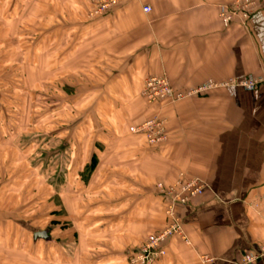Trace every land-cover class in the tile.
<instances>
[{"label":"crops","instance_id":"1","mask_svg":"<svg viewBox=\"0 0 264 264\" xmlns=\"http://www.w3.org/2000/svg\"><path fill=\"white\" fill-rule=\"evenodd\" d=\"M238 1L127 0L91 18L89 0H0V26L33 10L35 42L42 50L50 49L45 34L59 49L67 31L74 55L53 65L66 64L61 75L83 81L84 96L101 100L99 117L90 109L84 124L89 150L83 164L97 158L92 186L85 190L102 198L80 206L98 210L87 224L105 232L99 239L72 232L79 206L72 182L83 170L77 175L75 169H58L55 178L63 173L69 179V193L65 199L52 184L62 202L52 210L55 224L48 229L19 217L15 191L0 200V264H75V236L86 241L83 264H93L96 253L104 264H130V252L166 224L167 200L156 194V183L172 184L180 173L201 179L206 191L178 207L186 240L169 239L166 254L153 264H203L202 255L213 258L209 264H243L246 253L264 244V82L248 91L234 85L162 102L156 113L166 119L169 138L158 147L129 131L154 112L141 95L148 76H167L181 90L209 79H264V0H257L248 19L240 13L225 25L219 8ZM77 142L70 138L62 145L73 165ZM124 192L130 196L120 198ZM110 194L119 199L114 203ZM113 208L115 214L109 212ZM43 230L48 238L34 237ZM252 264H264V257Z\"/></svg>","mask_w":264,"mask_h":264},{"label":"rangeland","instance_id":"2","mask_svg":"<svg viewBox=\"0 0 264 264\" xmlns=\"http://www.w3.org/2000/svg\"><path fill=\"white\" fill-rule=\"evenodd\" d=\"M89 1L91 3V0ZM16 4L18 5V3ZM120 4L121 2L118 5ZM32 12L33 10H29L28 13L23 12L20 17L18 15L14 16V14L11 19L5 21L4 25H1L4 28L0 26V200L7 197V190L8 193L15 191L20 200L19 217L32 219V223L38 221L44 229H48V227L55 224L52 223V210H55L57 203L62 202V198L54 196L55 192L51 187L52 184L55 186L58 184L61 187V193L65 199L69 193V179L61 173V178L57 180L55 178L56 171L58 169L61 172L64 169L66 171L75 169L78 175V172L83 170L80 176L73 179L72 182L76 190L72 194H76L77 200H79L77 201L79 206L75 212L76 225L73 226L72 232L90 235L92 236L91 239L94 237L93 235H97L95 237L99 239L98 234L105 233L102 232L103 229L88 225L96 217L98 210L86 212L80 205H84L88 199L95 200L97 198L100 201L102 198L95 192L96 190L92 192L93 194L85 190L86 187L91 185V175L93 173L87 179H85L86 176H83L85 169L83 159L88 155L87 151L89 150V147L84 145V137L86 136L84 124L89 121V110L97 111L100 99L84 96L82 91L83 81L74 83L68 75H61L63 72H67L69 68L66 64L53 65L57 60L62 63L69 56L74 55V50L69 48L71 42L68 41H71V36L67 34V31L61 34L59 49L52 48L50 33L42 37L50 49L42 50L36 46L37 41L35 42V38H37V35L33 30L36 27V20L35 16L31 14ZM76 52H78V49ZM53 56L54 58H52ZM76 68L81 67L77 66ZM57 73H60V77L55 79ZM96 113L95 116L98 118L99 114ZM156 115L158 114H154V116ZM159 116L164 118L162 115ZM132 126H129L131 133ZM167 133L169 134V131ZM70 138L78 141L75 148L78 160L76 165H73L68 157L67 146H65L66 148L62 146L63 143L67 144V140ZM167 140L154 145L148 144L158 147ZM181 175L186 180L195 178L180 173L172 184ZM172 184L163 181L156 183V194L167 200L164 209L166 224L157 232H152L149 235H161L171 224L172 218L169 216L168 211L169 199L163 190ZM99 185L93 187L98 188ZM205 191L206 188L199 197H202ZM129 196L124 192L120 195V198ZM110 197L114 203L119 199V196L116 197L112 194H110ZM123 202H127L129 205L131 200L127 199ZM124 203L121 205H124ZM178 207L179 205L177 209ZM109 212L115 214L116 210L113 208ZM86 224L87 227H85ZM62 228L64 227L60 229ZM181 229L182 233L177 232L172 237L167 238L165 243L176 236L186 240L183 224ZM62 232L64 231L61 230ZM149 235L136 248L137 251L145 244ZM75 237L76 240L73 243L74 249L77 250L75 264H83L82 255L87 246L86 241L84 244V237ZM161 246L164 248L163 245ZM135 253L133 254L131 251L128 256L130 264H133L131 260ZM94 255L91 261L93 264H104L98 253ZM105 262L115 264V259H106Z\"/></svg>","mask_w":264,"mask_h":264},{"label":"built area","instance_id":"3","mask_svg":"<svg viewBox=\"0 0 264 264\" xmlns=\"http://www.w3.org/2000/svg\"><path fill=\"white\" fill-rule=\"evenodd\" d=\"M127 0H91L93 5L92 10L89 13L91 18L97 17L105 12L116 7L120 2L123 3ZM257 6V0H241L238 1L233 7L221 6L219 16L225 25H229L237 15L240 13L244 18L248 19ZM143 10L148 13L151 12L152 7L150 5H144ZM264 79L259 77H247L241 80L233 78L225 80L209 79L205 83L188 89L181 90L174 86L167 76H148L144 80V86L142 89V96L149 103H162L169 101L170 103H176L186 97H191L196 94H204L214 89H222L230 86H240L244 89L252 90L262 85ZM132 133L142 134L146 137L148 143L155 144L168 139L167 121L165 118L156 115L149 118L146 121L141 122L138 125L131 127ZM206 185L198 178L186 180L184 176H180L178 180L169 185L163 190L166 197L169 199V216H171V224L161 235L152 234L149 235L147 241L141 246L138 251L133 255V264H152L160 257H162L166 251L161 246L165 243L167 238L172 237L177 232L182 233L181 229V217L177 214V206L187 205L193 199L199 197L205 190ZM264 257V244L253 253H246L242 259L243 264H252ZM201 260L203 264H209L213 259L208 255H202Z\"/></svg>","mask_w":264,"mask_h":264},{"label":"trees","instance_id":"4","mask_svg":"<svg viewBox=\"0 0 264 264\" xmlns=\"http://www.w3.org/2000/svg\"><path fill=\"white\" fill-rule=\"evenodd\" d=\"M143 98H144V97H143ZM144 99H145V98H144ZM145 100H146V99H145ZM146 102H147V104H148L150 107H152V108L154 109V112H153V114H152L151 116H149L148 118L144 119L143 121H145V120H147V119L153 117L154 114H156V112H157V110H158L157 107H159V104H161V103H152V104H151V103H149L147 100H146ZM143 121H142V122H143ZM96 164H97V158L94 156L93 159H92V161H91V163L88 164V165H86L85 170H84V172H83V174H84L83 176H84V177L86 176L85 179H87V178L90 176V174L93 172V170H94L95 167H96ZM135 251H137L136 248L132 251V253L134 254Z\"/></svg>","mask_w":264,"mask_h":264},{"label":"water","instance_id":"5","mask_svg":"<svg viewBox=\"0 0 264 264\" xmlns=\"http://www.w3.org/2000/svg\"><path fill=\"white\" fill-rule=\"evenodd\" d=\"M48 232L46 231V230H43V231H37L36 233H35V238H48Z\"/></svg>","mask_w":264,"mask_h":264}]
</instances>
